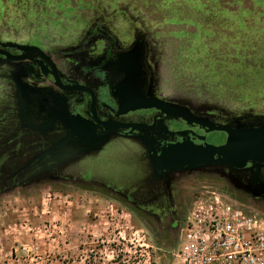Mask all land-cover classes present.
<instances>
[{"label":"rangeland","instance_id":"1","mask_svg":"<svg viewBox=\"0 0 264 264\" xmlns=\"http://www.w3.org/2000/svg\"><path fill=\"white\" fill-rule=\"evenodd\" d=\"M138 35L148 96L231 128L264 119V0H0V44L39 47L96 95L110 45L128 50ZM13 65L0 68V264H177L194 204L211 195L264 226V166L160 176L143 138L114 134L62 152L60 117L25 124Z\"/></svg>","mask_w":264,"mask_h":264},{"label":"water","instance_id":"2","mask_svg":"<svg viewBox=\"0 0 264 264\" xmlns=\"http://www.w3.org/2000/svg\"><path fill=\"white\" fill-rule=\"evenodd\" d=\"M2 49H14L20 53L19 56H11L0 51L5 56L4 62H23L31 57H36L35 63L40 67L43 76L50 75L53 78L54 86L63 92H83L90 96V113L92 121L82 120L78 116L71 117L72 140L63 148L64 151H86L94 149L110 134H119L120 131L130 129L128 134L135 131L149 132L152 127L145 125H123L116 122H101L97 119L95 110V97L93 92L75 81L67 80L68 85H63L61 77L54 63L38 47L4 44ZM144 41L138 38L134 47L116 57L118 62L119 84L113 87L112 97L117 102L116 117L131 112L146 111L154 109L168 118L181 120L188 126H198L204 132H221L226 136L224 144L214 146L200 138L202 145H195L187 139L181 143L164 145L160 151L154 149L152 139L146 142L150 154L153 169L160 176L176 173L184 170H193L207 166L225 164L235 171H244L250 168L255 171L259 166H264V119H251L245 123L244 128H231L214 125L208 122L193 119L165 102L155 98L146 97L144 88L148 79V73L144 64ZM49 100L48 97L45 99ZM45 101V103H46ZM45 103L40 105V112L43 111ZM101 130L97 133V130ZM183 136L186 133H176Z\"/></svg>","mask_w":264,"mask_h":264},{"label":"flooded vegetation","instance_id":"3","mask_svg":"<svg viewBox=\"0 0 264 264\" xmlns=\"http://www.w3.org/2000/svg\"><path fill=\"white\" fill-rule=\"evenodd\" d=\"M139 37H142V36L138 35L136 37L135 44L137 43ZM142 39L144 41V50H145V40L143 37ZM4 44L25 45V44H18V43L0 44V51L6 52L11 56H19L20 53L14 49H7V48L2 49L1 45H4ZM134 45L128 50L117 51V52L114 51L113 45L112 44L110 45L109 50L106 54L105 65L108 64L111 66V68H110L109 74L102 76L103 77L101 79L102 81H100L98 83V86H96L98 90L97 94L99 95V97L98 95L94 94L92 89H90V87L84 84L82 81L65 78L62 74H60L57 66L55 64L54 65L56 66L58 70V75L61 77V82L63 85H68L67 80L75 81L79 85L85 86L93 92L94 97H95L96 116L99 121L101 122L110 121V122H116L118 124H123V125L131 124V125H145L148 127H152V130L149 132L135 131L132 135H125V134H128V132L130 131V129H125V130L120 131L119 134H114V135H117L119 137H124V138L141 137L145 140V142H147L148 139H152L154 143V149L156 151H160V149L164 145H169L172 143H181L183 139H187L190 142L194 143L195 145H202L203 142L200 140V138H204L206 142V138L209 133L206 134L204 130L200 129L198 126H195V125L188 126L185 122L181 120H175V119L168 118L154 109L146 110V111L131 112V113L121 115L118 117L115 116L117 112V102L112 97L111 90L113 87H116L119 84V79H120L117 77L119 71H118V62L116 60V57L121 53L130 51L134 47ZM26 46H34V45H26ZM46 56L50 58L48 55ZM4 59H5V56L0 55V68L8 64L12 65L13 63L17 64L13 66L19 67L18 69H14L12 67L10 72L9 71L7 72L9 74L6 79L9 81L8 84L10 86V89L12 85H13V88L15 85V91L17 88L18 91H20L24 97L22 99L24 122L29 127L33 128L34 130H41L45 128L47 125H49L51 123V120L55 116L60 117L67 124L68 133H69V138L67 142L64 144L63 146L64 148L65 145L68 144L69 141L72 140V135H71V117L72 116H78L82 120H85V121H92V116L90 113V105H91L90 96L83 92H63L59 90L57 87L54 86L53 78L50 75L45 77L41 74L40 67L35 63L36 57H31L30 59L23 61V62H4L2 61ZM50 60L52 61L51 58ZM144 64H145V70L148 73V79L146 82V86L144 88V95L146 97H150L146 94L148 87H149V79H150V72L146 66V52L144 54ZM7 90L8 89L6 87L4 91H7ZM46 97L49 98L48 101L45 100ZM159 101H162V100H159ZM162 102H165V101H162ZM43 103H45V105L43 107V111L40 112L39 111L40 105ZM167 104H170V103H167ZM199 121H202V120H199ZM100 132H101L100 129L97 130V133H100ZM176 133H186V134H184L183 136H180V135H177ZM63 148H62V152H67V151H64Z\"/></svg>","mask_w":264,"mask_h":264},{"label":"built area","instance_id":"4","mask_svg":"<svg viewBox=\"0 0 264 264\" xmlns=\"http://www.w3.org/2000/svg\"><path fill=\"white\" fill-rule=\"evenodd\" d=\"M177 264H264V226L219 196L195 202Z\"/></svg>","mask_w":264,"mask_h":264}]
</instances>
